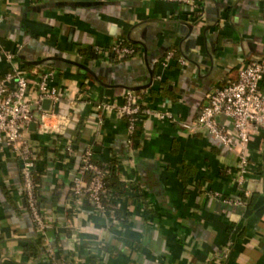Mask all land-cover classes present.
<instances>
[{"label":"crops","instance_id":"0c3cea01","mask_svg":"<svg viewBox=\"0 0 264 264\" xmlns=\"http://www.w3.org/2000/svg\"><path fill=\"white\" fill-rule=\"evenodd\" d=\"M120 42L136 46L135 55L101 52ZM255 58L264 62V0H2L0 76L14 67L31 76L55 69V107L69 125L60 134H27L44 233L26 207L20 162L0 145V264H264V129L250 137L240 183L239 154L182 124ZM127 90L177 121L144 116L129 144L117 110ZM88 149L96 163L115 161L126 184L113 198L114 220L73 194Z\"/></svg>","mask_w":264,"mask_h":264},{"label":"built area","instance_id":"2783aa9c","mask_svg":"<svg viewBox=\"0 0 264 264\" xmlns=\"http://www.w3.org/2000/svg\"><path fill=\"white\" fill-rule=\"evenodd\" d=\"M168 1L189 2L190 0ZM101 52L108 59H124L135 55L137 48L120 42L105 50L102 49ZM5 56L8 60L13 58L10 52H6ZM173 58L174 52L169 51L161 60L162 67L167 68ZM55 74V69H43L31 76L26 70L14 67L0 76V145L10 147L20 162L26 207L39 233L45 232L47 220L41 208L35 176L37 158L27 134L31 131L33 123L40 134H60L69 125L68 117L55 107L61 97L58 87L53 84ZM263 78L264 62L258 58L249 61L239 70L237 80L217 86L208 93L207 103L202 106L194 121L182 123L188 129L206 131L226 148L239 154L238 169L242 174L240 183L243 182V175L249 171L247 145L250 137L255 131L264 129V94L261 91ZM156 79L161 80L162 75H156ZM142 97L132 90H127L123 103L117 107L118 112L128 120L129 144H133L131 136L144 116L156 114L159 119L177 121L169 111L154 113L149 103ZM46 99L51 101L49 109L44 107ZM222 116L232 119V127L220 123ZM67 150L72 152V146L68 145ZM92 159V150H86L82 156L79 172L73 178V194L91 201L101 212H110L114 220L116 209L113 198L116 192L106 187V176L110 166L108 163L101 166ZM86 172L91 173L88 181L85 179ZM245 193L249 198L250 192ZM216 195L230 204L246 203V200L233 201L220 194ZM45 248L49 255H54L51 246L45 243Z\"/></svg>","mask_w":264,"mask_h":264},{"label":"trees","instance_id":"16d2710c","mask_svg":"<svg viewBox=\"0 0 264 264\" xmlns=\"http://www.w3.org/2000/svg\"><path fill=\"white\" fill-rule=\"evenodd\" d=\"M87 54L92 55L95 58L101 57V54H100L99 50H97V49H91L87 52ZM126 120H127V118H126ZM127 123H128V120H127ZM134 134H135V132L131 136L132 139H134ZM92 161H93V159H92ZM94 163H96V162H94ZM97 164H99L101 166L105 165V163H97ZM108 164L110 166L109 167L110 169H109V172L106 176V187L108 190L115 191L117 195L122 194L125 191L126 184L116 175V172H115L116 162L111 161ZM85 177H86V179L89 180L91 178V173L86 172ZM106 203H108V202H106ZM30 246L35 248L33 245H30Z\"/></svg>","mask_w":264,"mask_h":264},{"label":"water","instance_id":"95a60500","mask_svg":"<svg viewBox=\"0 0 264 264\" xmlns=\"http://www.w3.org/2000/svg\"><path fill=\"white\" fill-rule=\"evenodd\" d=\"M78 65H79V64H78ZM50 104H51V101H50L49 99L44 100V107H45L46 109H49ZM31 128H32V129H35V124H34V123L32 124Z\"/></svg>","mask_w":264,"mask_h":264}]
</instances>
